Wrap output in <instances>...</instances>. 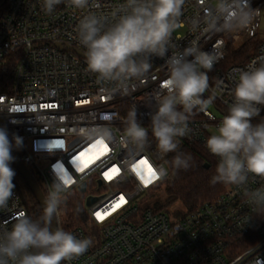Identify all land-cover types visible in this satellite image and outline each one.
<instances>
[{
	"label": "built area",
	"instance_id": "1",
	"mask_svg": "<svg viewBox=\"0 0 264 264\" xmlns=\"http://www.w3.org/2000/svg\"><path fill=\"white\" fill-rule=\"evenodd\" d=\"M97 2L99 8L81 10L64 0L47 14L43 0H8L0 17V68L16 57L10 92L0 93V128L7 130L13 144L14 135L22 138V147L14 146L12 152L33 171L45 197L55 178L54 166L72 181L59 207L57 226L78 239L93 241L84 254L62 264H264V215L256 214L245 196L246 190L264 186V179L250 175L246 185H229L217 199L180 218L148 203L169 177V153L159 152L149 116L156 110V94L166 92L162 86L168 78L167 67L164 59L153 58L143 82L130 81L134 87L130 94L105 91L112 85L88 70L77 26L84 15L110 14L123 0ZM248 3L254 15L247 26L209 31L206 17L209 12L216 15L219 0H185L168 52L169 56L182 52L195 42L201 51L219 56L211 71L202 69L209 77L203 97L214 95L215 99L205 111L190 117L189 134L177 138L179 147L200 148L216 165L219 158L209 152L206 140L228 114L239 71L247 70L253 61L259 66L264 58V41H257L264 0ZM194 21H198L195 28ZM222 23L223 18L217 26ZM250 43L256 47L246 63L228 64L231 51L240 52ZM133 106L138 122L148 129V145L139 153L122 142ZM260 107L261 115L252 122L264 120V105ZM104 127L112 131L111 142L95 135ZM140 160L155 171L162 165L168 176L146 186L145 180L151 177ZM16 181L15 176L13 198L6 209H0V231L10 230L21 213L30 217ZM121 196L126 202L113 210ZM75 197L83 198L80 225H71L66 217L67 205ZM90 199L94 202L88 205ZM97 211L111 214L100 222Z\"/></svg>",
	"mask_w": 264,
	"mask_h": 264
},
{
	"label": "clouds",
	"instance_id": "2",
	"mask_svg": "<svg viewBox=\"0 0 264 264\" xmlns=\"http://www.w3.org/2000/svg\"><path fill=\"white\" fill-rule=\"evenodd\" d=\"M62 2L43 0L42 9L51 14ZM67 3L81 10L100 7L97 0H67ZM184 3L185 0H123L110 14L84 15L77 26L78 39L86 48L87 68L97 74L99 81L112 85L104 89L109 94H130L134 90L130 81L143 82L153 58L165 60L168 78L162 87L166 92L156 94V110L149 116L159 152L177 153L170 162L177 170H187L192 160L190 155L177 151V138L189 134L190 117L196 111H205L215 99L214 95L205 99L203 94L209 89L207 71L212 70L219 58L201 51L195 42L182 52L168 55ZM253 15L248 0H219L216 15L207 14L208 30L235 31L247 26ZM221 18L223 23L217 26ZM197 23L193 22L194 28ZM231 96L228 114L220 121L216 133L208 137L206 147L219 158L212 183L240 187L247 184L250 175L264 179V120L252 122L261 115L260 106L264 105V58H260L259 66L253 61L247 70L239 71ZM125 125L123 144L137 153L143 152L148 145V129L138 122L135 106L129 110ZM95 135L106 142L113 138L108 127L97 129ZM13 140L14 144L7 130L0 128V209H6L14 196L16 172L10 166L14 160L12 149L22 147L23 140L15 135ZM53 173L54 181L43 199V215L33 220L21 213L10 230L0 231V264H62L92 246L91 239H78L63 228H51L70 185L55 166ZM156 174L164 179L168 170L161 165ZM245 196L256 214L264 215V186L246 190Z\"/></svg>",
	"mask_w": 264,
	"mask_h": 264
},
{
	"label": "trees",
	"instance_id": "3",
	"mask_svg": "<svg viewBox=\"0 0 264 264\" xmlns=\"http://www.w3.org/2000/svg\"><path fill=\"white\" fill-rule=\"evenodd\" d=\"M8 3V0H0V17ZM253 43L248 44L242 51L234 52L231 51L228 57V64H243L246 63L255 52L249 54V49ZM16 67V57H12L6 64V68H0V93L10 92L12 85L14 69ZM258 123V122H253ZM14 152V149H12ZM180 153L190 155L192 160L190 167L185 169H174L171 165V161L176 152H170L167 157V165L169 170V177L164 183V192L166 195L165 203H178L181 204L185 213L188 214L196 210L199 206L206 202L214 201L217 199L227 186L223 183H212V177L216 173V163L210 159L206 153L197 147L180 146L177 150ZM19 156L18 154H16ZM209 165V168H206ZM15 169L12 164L10 165ZM31 173L33 171L30 169ZM34 175V174H33ZM16 180L24 194L26 205L30 213V218L33 220L39 219L43 215V211L39 206L32 191L22 179L21 176L17 175ZM162 186V187H163ZM155 208L158 211H164V202H157ZM83 212V198L75 197L67 205L66 217L70 221L71 225L81 224V214ZM186 214L176 215L180 218Z\"/></svg>",
	"mask_w": 264,
	"mask_h": 264
},
{
	"label": "water",
	"instance_id": "4",
	"mask_svg": "<svg viewBox=\"0 0 264 264\" xmlns=\"http://www.w3.org/2000/svg\"><path fill=\"white\" fill-rule=\"evenodd\" d=\"M12 156L14 157L13 162L11 163L12 166L17 171L18 175L22 177V179L26 182L30 190L32 191L33 195L35 196L39 206L43 211L44 203L43 199L45 197L43 191L40 188V185L31 171L17 158V156L12 152ZM206 168H209V165H206ZM17 188L21 191L18 182L16 181ZM82 192H85V186L82 187ZM94 202L93 199L88 201V205H91ZM57 226L56 218H53L51 222V228L55 229Z\"/></svg>",
	"mask_w": 264,
	"mask_h": 264
},
{
	"label": "rangeland",
	"instance_id": "5",
	"mask_svg": "<svg viewBox=\"0 0 264 264\" xmlns=\"http://www.w3.org/2000/svg\"><path fill=\"white\" fill-rule=\"evenodd\" d=\"M257 41H259V42L260 41H264V16H263L262 21H261V28H260V31H259V36H258ZM255 47H256V43H254L250 47H248V48H250L249 49V54H251L254 51ZM15 172H16L15 176H17L18 173H17L16 170H15ZM226 188H225V190H226ZM164 189H165V186L160 188L158 193H155L154 195H152L148 199V203L149 204H156L157 202H162V203L164 202V212L169 214V215L176 216V215H179V214L181 215V213L182 214H186L185 213V209H184V207L181 204H178V203H171V204L165 203L166 195H165Z\"/></svg>",
	"mask_w": 264,
	"mask_h": 264
},
{
	"label": "snow or ice",
	"instance_id": "6",
	"mask_svg": "<svg viewBox=\"0 0 264 264\" xmlns=\"http://www.w3.org/2000/svg\"><path fill=\"white\" fill-rule=\"evenodd\" d=\"M96 143L97 144H101L102 141L101 140H97ZM104 147H105V150L107 151V145H105ZM81 155H83V153H81ZM78 159H79V157H77V160ZM139 165H147L148 166L147 170H148V173H149L151 179L150 180H145V185L146 186H147V184L151 183L153 180H156V179L159 178L158 175L156 174L155 169L151 165H148V162L146 160H140L139 161ZM139 165H137L136 167H139ZM80 171H83V169L81 168ZM113 171H117V170L113 169ZM105 177L108 178V179L112 178L107 172L105 173ZM65 182L69 183V184L72 183V181L67 176H65ZM125 202H126L125 198L123 196H121L120 197V202L114 205L113 210H115L116 208H119ZM110 214L111 213H103L102 214L101 212L97 211L95 213V216H96V219L98 221L102 222L106 218V216L110 215Z\"/></svg>",
	"mask_w": 264,
	"mask_h": 264
}]
</instances>
